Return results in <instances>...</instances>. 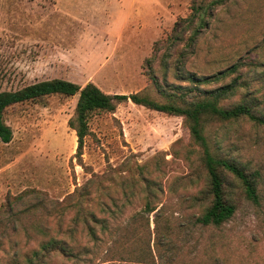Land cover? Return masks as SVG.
I'll return each instance as SVG.
<instances>
[{
  "label": "rangeland",
  "instance_id": "1",
  "mask_svg": "<svg viewBox=\"0 0 264 264\" xmlns=\"http://www.w3.org/2000/svg\"><path fill=\"white\" fill-rule=\"evenodd\" d=\"M213 1L221 4L214 6ZM165 2H82L74 9L88 13L93 25L73 26L66 41L55 43V60L36 68L31 65L33 43L18 35L29 30H24L18 19L26 3L0 0V93L61 79L81 87L93 82L111 95L146 89L145 93L163 103V93H186V100L192 101L240 77L239 87L221 100V106L231 108L250 101L264 116V0H182L181 7L169 3L164 9ZM199 6L206 7L209 15L201 13L188 21L193 8ZM157 12L161 18L153 23ZM202 20L207 27H200ZM126 21L129 25H124ZM78 98L51 95L4 112L3 120L13 139L10 143L0 139V207L9 198L25 193L24 201L16 205L18 210L41 198L63 201L111 167L127 164L134 168L155 158L152 164L159 168L151 170L162 172H154L152 177L163 185L157 196L161 202L158 210L164 205L170 231L157 246V214H145L138 222L151 245L149 264H264V128L242 119L215 117L206 126L212 151L255 175L260 202L255 205L235 188L229 198L238 205L235 216L220 228L203 227L194 223L199 212L190 207V197L204 189L206 176L200 171L201 149L184 119L131 101L119 105L114 113L98 112L90 120L92 135L85 139L79 158L77 134L69 126ZM164 153L168 154L167 162L162 161ZM141 210L136 204L126 211L110 236L103 237L98 230L104 243L96 248L90 238L80 236L78 249L92 253L84 250L79 260L67 259L60 264H136L111 256L109 250L118 238V228L130 224ZM146 218H150L149 228ZM36 247L30 243L27 251ZM9 250L6 245L0 252V262L12 260Z\"/></svg>",
  "mask_w": 264,
  "mask_h": 264
},
{
  "label": "trees",
  "instance_id": "2",
  "mask_svg": "<svg viewBox=\"0 0 264 264\" xmlns=\"http://www.w3.org/2000/svg\"><path fill=\"white\" fill-rule=\"evenodd\" d=\"M212 4L217 6L221 1H213ZM201 13L209 15L206 7L193 8L188 21L192 22ZM207 25L208 23L202 20L200 27ZM194 35L197 36L198 33L195 32ZM191 39L194 42L195 37ZM236 66L232 69L236 70ZM240 80V77H237L227 87L213 93L205 91L203 97L192 101L186 100V93H163L162 96L166 100L163 103L145 93L146 89L131 95H111L93 82L81 87L61 79L43 81L16 92L0 93V139L4 143H10L13 139L11 128L3 120L4 112L8 108L51 95L79 96L75 114L69 122V126L77 134L76 156L79 158L83 156L85 139L92 135L90 120L98 112L114 113L119 105L131 101L135 105L159 113L182 117L189 127L192 140L201 149L200 171L206 176L204 189L190 197V207L199 212L194 217V223L203 227L220 228L228 223L238 210L237 203L229 199L235 188H239L245 198L255 205L260 202L255 175H249L235 161L212 151L206 132V126L214 117L224 121L242 119L264 128V116L257 113L250 101H244L231 108L221 106V100L235 93ZM151 81L153 85L159 86L154 79ZM162 156V161L167 162L168 154L164 153ZM154 159L143 165H135L134 168L128 167L127 164L111 167L106 173L90 178L83 187L63 201L55 202L41 198L26 209L18 210L16 205L24 201L28 194L9 198L0 207V252L8 245L9 252L13 255L10 262L0 264H60V261L67 259L79 260L84 250L92 253V250L82 247L78 249L80 236L90 238L96 243V248L100 242L104 243L97 233L98 230L103 237L110 236L113 233V225L136 204L142 208L141 212L130 224L123 223L120 228L117 226L118 238L112 241L113 246H110L109 253L111 256L118 255L117 258L128 263L149 264L150 257L153 258L151 245L147 242L148 235L143 232V226L138 222L145 214L148 217L153 213L157 214V246L162 245L160 238L170 231V220L165 217L167 211L164 212V205L158 210L161 202L157 196L163 192V185L152 176L154 172L161 173L162 170H151L154 166L159 168L152 164ZM147 225L149 228L150 218L147 219ZM23 239L27 241L22 248ZM30 243L37 247L27 251ZM111 258L106 257L107 260Z\"/></svg>",
  "mask_w": 264,
  "mask_h": 264
},
{
  "label": "crops",
  "instance_id": "3",
  "mask_svg": "<svg viewBox=\"0 0 264 264\" xmlns=\"http://www.w3.org/2000/svg\"><path fill=\"white\" fill-rule=\"evenodd\" d=\"M23 1L26 3V8L20 11L18 19L22 22V28L24 30L28 28L29 30L21 31L18 35L19 37L21 36L22 41L33 43L34 51L32 50L31 56V65L33 67L48 66L55 60V43L57 41H66L71 34L73 26L85 27L93 25L88 13H82L74 9V7L80 6L86 0ZM169 3L182 6V0H166L164 9L168 8ZM96 13H92L91 17L95 18ZM160 18L161 12H157L154 15L155 20H153V23ZM126 24L129 25V22L126 21L124 25ZM108 39L112 41L111 37ZM117 39L118 37L113 40Z\"/></svg>",
  "mask_w": 264,
  "mask_h": 264
}]
</instances>
